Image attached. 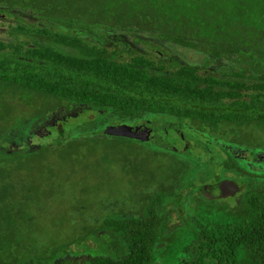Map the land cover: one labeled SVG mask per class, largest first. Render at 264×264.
<instances>
[{
    "label": "trees",
    "instance_id": "1",
    "mask_svg": "<svg viewBox=\"0 0 264 264\" xmlns=\"http://www.w3.org/2000/svg\"><path fill=\"white\" fill-rule=\"evenodd\" d=\"M0 15L16 20L0 40V264H264V0H0ZM111 31L203 58L125 59ZM80 110L93 120L67 121ZM159 125L186 150L141 140ZM139 161L140 184L97 195ZM224 180L240 192L210 199ZM88 237L113 256L58 260Z\"/></svg>",
    "mask_w": 264,
    "mask_h": 264
},
{
    "label": "rangeland",
    "instance_id": "2",
    "mask_svg": "<svg viewBox=\"0 0 264 264\" xmlns=\"http://www.w3.org/2000/svg\"><path fill=\"white\" fill-rule=\"evenodd\" d=\"M20 18H22V20H24L25 23L33 22V19L30 17L20 16ZM15 22H16L15 19H10V20L7 19L6 20L0 15V40L7 41V31L9 29V26ZM107 36L108 37H106V39L109 42L108 46H110V47H112V46L113 47L114 46L119 47V46H117V43L119 44V42H124V41L126 43L130 44L127 47H125V49H122V51H121V55H124L125 59H129V57L134 55V54H143L145 56L147 55V57L152 59L153 61H160L161 63L167 64L168 67H170V66L177 67V66L181 65L182 63H192V64L195 63V64H197L203 58L202 55H199V54H197L191 50H187V49H184V48H181L178 46L172 47L173 45L172 46L171 45L166 46L163 43L162 44H163L165 50L168 51L169 53H168V55H163L162 57L158 56V53L150 50V48L147 45L148 43H146L147 40L151 41V39H149L150 37L147 38L145 35L140 34V33H136V37L140 40V43H138V42L135 43L131 37H125L123 35L120 37V39L118 41V39H117L118 34L115 31L107 32ZM142 41H144L145 43H142ZM152 41L158 42L156 39H153ZM159 44H161V42ZM79 113L78 114H76L75 112L71 113L70 114L71 118H67V121L69 120L71 122H77V123L81 124L85 119L93 120V118H94L91 116L92 115L91 113H89L88 115L84 114L83 115L84 117H82L81 113H83V110H80ZM70 119H73V120H70ZM61 120L62 119L58 118V121H61ZM173 122H175V120ZM48 124H50V125L54 124V125L58 126L57 122H52L51 120H49ZM172 125L176 126L174 124H172ZM172 125L171 126L169 125V126L172 127ZM164 127H166V126L162 127L159 125L157 128H151L147 132L145 131V129H143V130H141L142 131L141 137L143 136V134L145 132V134L150 135L151 138L152 137L158 138L159 140L157 141V144L161 140V142L164 143L165 145L166 144L169 145L170 141H172V139L170 137V134L166 131L167 128H164ZM161 130H162V133H161ZM43 133H46V131L45 132H39V135H43ZM130 133L132 134V132H130ZM34 135H35V138H33L32 140L29 139V141L34 143V144H37V143H39L37 140V137H40V136L37 133ZM151 138L149 140H147L146 142H149L151 140ZM151 145H152V143H151ZM135 147L136 146H134V148ZM108 148H109V145H107L106 147L99 146L97 149L95 148L96 149L95 151H100V149H101L102 151L112 152V149L111 148L108 149ZM134 148H132V150L136 151ZM189 149H191L190 152L192 151V153L190 155L193 157V159L199 158V155H201V158H204V159L200 160L201 162L208 160L209 157L206 158V152L202 151L198 146L190 145ZM185 150H186V148H184V150H182V151H185ZM242 154H243V156H245L244 153H242ZM145 163H146V161L145 162L139 161V162H135L132 166H128V172H129L128 176H124V177L117 176L116 178L103 177L97 185L98 186L102 185V186H100L101 189L107 188L109 190H104L103 192H100V193L96 192L97 195L101 198L102 197L103 198H106V197L111 198L112 196H115V197L121 196L123 193L126 192V191H124V189L126 187V182H127L128 178H130L131 179L130 181L134 182L135 185L140 184L141 183V179H140L141 177H139V176H140L141 172L148 173L147 169L150 168L149 166L146 167ZM117 164H119V163H117ZM213 167H214V170H216V171L220 170V168L217 167L216 164H214ZM94 181H97V180L95 179ZM135 185L132 187H135ZM127 191L129 194L134 193V191L132 189L127 190ZM233 197H227L225 199L232 200ZM112 206H113V208H115V206L117 207V203H113ZM106 211H108V208L105 210V212ZM175 221H176V219H175V217H173L172 223H174ZM47 230H48L47 228L44 229V232L46 234H47ZM5 235L7 236V234H4V233L2 234V236H5ZM19 235L22 237V239H24V238H28L31 235V232L25 230V231L19 232ZM2 236H1L2 242H5L6 237H2ZM40 245H41V243H40ZM104 247H106V246L105 245L101 246L100 243H98V245H97L96 242L94 241V239L88 237L87 240L84 242V244H82L81 246L71 245L67 248V250H65L66 252L65 251H64V253H62V251L59 252L58 253V260L77 259V260H81V261H87L89 258H91L92 256H95V255L113 256V253L105 252ZM155 263L158 264L157 262H155ZM169 264H172V262L169 261Z\"/></svg>",
    "mask_w": 264,
    "mask_h": 264
},
{
    "label": "water",
    "instance_id": "3",
    "mask_svg": "<svg viewBox=\"0 0 264 264\" xmlns=\"http://www.w3.org/2000/svg\"><path fill=\"white\" fill-rule=\"evenodd\" d=\"M167 128L166 131L170 134V137L172 141L169 145L165 146L161 143L160 146H163L165 150H169L172 152H180L184 150V148H187V143L183 139L181 132L175 128ZM122 133L126 137H131L132 134L130 131H127L126 128H122ZM145 131H147V128H145ZM151 138L150 135H146L145 132L143 136L141 137V140L147 141ZM240 191V188L232 181L230 180H224L220 184H217L213 187L209 194L210 199H225L227 197H233L236 193Z\"/></svg>",
    "mask_w": 264,
    "mask_h": 264
},
{
    "label": "flooded vegetation",
    "instance_id": "4",
    "mask_svg": "<svg viewBox=\"0 0 264 264\" xmlns=\"http://www.w3.org/2000/svg\"><path fill=\"white\" fill-rule=\"evenodd\" d=\"M150 128L148 127L147 130H149Z\"/></svg>",
    "mask_w": 264,
    "mask_h": 264
}]
</instances>
